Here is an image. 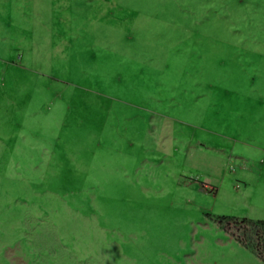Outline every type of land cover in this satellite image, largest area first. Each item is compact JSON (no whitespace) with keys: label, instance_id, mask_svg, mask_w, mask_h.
<instances>
[{"label":"rangeland","instance_id":"374dc122","mask_svg":"<svg viewBox=\"0 0 264 264\" xmlns=\"http://www.w3.org/2000/svg\"><path fill=\"white\" fill-rule=\"evenodd\" d=\"M251 146L264 0H0V264H264Z\"/></svg>","mask_w":264,"mask_h":264},{"label":"crops","instance_id":"0c3cea01","mask_svg":"<svg viewBox=\"0 0 264 264\" xmlns=\"http://www.w3.org/2000/svg\"><path fill=\"white\" fill-rule=\"evenodd\" d=\"M224 138H226V137H224ZM227 139V138H226ZM251 148H252V151H250V153H252L251 155L252 156H250V160H252V161H250L249 163H247V164H244L243 165V167H241V169H239V174H241V173H250V172H253L254 170H253V165H255L256 164V162L254 161V160H256L258 157H256V156H259V157H261V156H263L264 155V150L262 149V148H259V147H255V146H251ZM220 150V152H225V150L226 149H224V148H221V149H219ZM235 150H234V148L231 146L230 148H229V151L228 152H230V153H233ZM235 153V152H234ZM261 155V156H260Z\"/></svg>","mask_w":264,"mask_h":264},{"label":"trees","instance_id":"16d2710c","mask_svg":"<svg viewBox=\"0 0 264 264\" xmlns=\"http://www.w3.org/2000/svg\"><path fill=\"white\" fill-rule=\"evenodd\" d=\"M224 218H225V217H224ZM242 222H245V223H250V222H252V223H253L254 221H250V220H246V219H244ZM255 223H256V224H259V225L261 224V225L263 226V228H264V221H257V222L255 221ZM263 235H264V234H263ZM263 242H264V239H263ZM239 243L243 245V243H241V242H239ZM258 254H260V253H258ZM260 257H261L262 259H264V256H261V255H260Z\"/></svg>","mask_w":264,"mask_h":264}]
</instances>
